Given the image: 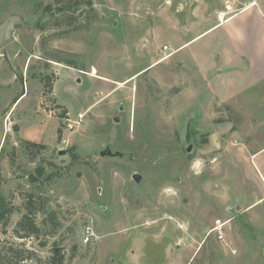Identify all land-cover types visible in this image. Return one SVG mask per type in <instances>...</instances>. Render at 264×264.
Wrapping results in <instances>:
<instances>
[{"label":"rangeland","instance_id":"obj_1","mask_svg":"<svg viewBox=\"0 0 264 264\" xmlns=\"http://www.w3.org/2000/svg\"><path fill=\"white\" fill-rule=\"evenodd\" d=\"M181 1L0 0V23L31 26L0 49L6 259L264 264V137L242 138L243 115L212 98L213 57L234 51L224 29L192 40L232 12ZM29 201L44 209L20 238Z\"/></svg>","mask_w":264,"mask_h":264},{"label":"crops","instance_id":"obj_2","mask_svg":"<svg viewBox=\"0 0 264 264\" xmlns=\"http://www.w3.org/2000/svg\"><path fill=\"white\" fill-rule=\"evenodd\" d=\"M198 4L202 5L197 8L198 12L209 11L211 6H215V10L221 12H232L228 16L223 14L220 21L215 16L209 17L213 22L192 39L195 40L210 29L219 27L224 29L227 40L234 46L233 52H221L213 57L216 61L212 65L217 67V70L208 77L217 87L211 88L212 98H217L220 103L234 106L240 111L243 119L240 123L241 130L236 133H240L242 138H262L264 137V0H204ZM173 6L174 9L181 10L183 1L172 0L171 8ZM205 16L207 18L208 13ZM206 18L203 17L202 20L205 21ZM180 48L182 45H178L177 50ZM206 57L210 59L211 55L202 53L200 58ZM232 100L235 101L233 105L229 103Z\"/></svg>","mask_w":264,"mask_h":264},{"label":"trees","instance_id":"obj_3","mask_svg":"<svg viewBox=\"0 0 264 264\" xmlns=\"http://www.w3.org/2000/svg\"><path fill=\"white\" fill-rule=\"evenodd\" d=\"M54 3L56 5H61L62 8L65 10L72 7L74 5H78V2H74V0H54ZM24 95V93H21V95L15 99L13 104H16L17 101ZM30 198L33 200L34 196H30ZM29 206L26 208V213L22 216L20 221L16 225V232L17 235H19L20 231H24L25 234L24 236H20V238H28L33 235H35L38 232L37 225L35 223V214L37 212H41L44 209V205H40L39 209L33 210L31 208L32 202L29 201ZM14 209L8 208L5 200L1 199L0 200V223H2V227H6L9 225L10 217L13 213ZM56 254V252H55ZM18 260L13 261L6 259L4 255L0 252V264H25L24 260L20 262L19 257L21 254L17 253L16 254ZM56 259L52 260L51 264H63V258L59 255L56 254ZM29 258H26L27 260Z\"/></svg>","mask_w":264,"mask_h":264},{"label":"water","instance_id":"obj_4","mask_svg":"<svg viewBox=\"0 0 264 264\" xmlns=\"http://www.w3.org/2000/svg\"><path fill=\"white\" fill-rule=\"evenodd\" d=\"M18 27L31 28L30 25L26 24V19L18 15H10L5 18L0 23V49L8 46L13 41V35ZM115 122H118V118L114 119ZM190 151V148L187 149V152ZM65 152H59V155H64ZM105 152H101V155H105ZM107 154H110L107 152ZM133 180L139 182V176L134 175Z\"/></svg>","mask_w":264,"mask_h":264},{"label":"built area","instance_id":"obj_5","mask_svg":"<svg viewBox=\"0 0 264 264\" xmlns=\"http://www.w3.org/2000/svg\"><path fill=\"white\" fill-rule=\"evenodd\" d=\"M67 122H69V120H66ZM83 121V114H78L77 115V118H76V121H74L75 123H77V124H79V123H81ZM68 127L71 129L72 128V126L69 124L68 125ZM87 234H88V236H86V238H85V240H86V242L89 240V236L91 235L92 236V234H89V232H87Z\"/></svg>","mask_w":264,"mask_h":264}]
</instances>
